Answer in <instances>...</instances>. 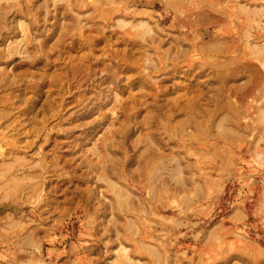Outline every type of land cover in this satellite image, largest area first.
Segmentation results:
<instances>
[{
	"label": "rangeland",
	"instance_id": "374dc122",
	"mask_svg": "<svg viewBox=\"0 0 264 264\" xmlns=\"http://www.w3.org/2000/svg\"><path fill=\"white\" fill-rule=\"evenodd\" d=\"M263 49L264 0H0V264H264Z\"/></svg>",
	"mask_w": 264,
	"mask_h": 264
},
{
	"label": "bare ground",
	"instance_id": "6f19581e",
	"mask_svg": "<svg viewBox=\"0 0 264 264\" xmlns=\"http://www.w3.org/2000/svg\"><path fill=\"white\" fill-rule=\"evenodd\" d=\"M246 11V10H245ZM259 12H260V9H259ZM247 34V33H246ZM245 36H247V35H245ZM248 37V36H247ZM247 37H245V38H247ZM256 49V48H255ZM264 50V49H263ZM259 51H260V49H259ZM263 52V51H262ZM262 52H261V55H262ZM258 54V53H257ZM255 55V54H254ZM264 55V54H263ZM257 56H259V55H257ZM258 58V57H257ZM228 64V63H227ZM25 264V263H24Z\"/></svg>",
	"mask_w": 264,
	"mask_h": 264
}]
</instances>
